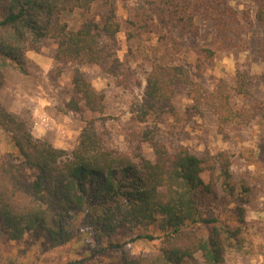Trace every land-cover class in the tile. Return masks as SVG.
<instances>
[{
    "label": "trees",
    "instance_id": "1",
    "mask_svg": "<svg viewBox=\"0 0 264 264\" xmlns=\"http://www.w3.org/2000/svg\"><path fill=\"white\" fill-rule=\"evenodd\" d=\"M100 1L0 0V93L11 71L29 75L27 53L38 52L42 41L50 39L57 46V76L66 69L72 72L73 96L60 111L82 113L84 108L104 114V95L82 71L110 57L100 39L113 40L121 31L114 10L104 20L92 14ZM233 1L146 0L148 9L138 14L134 25L150 35L171 25L198 37L200 23H213L218 35L227 38L240 21ZM254 2L255 18L264 26V0ZM73 13L84 17L75 28L65 20ZM203 52L208 59L215 54L212 49ZM151 61L140 122L171 105L177 87L188 86L192 106L187 114L210 111L224 129L241 124L242 113L231 100L232 93L249 96L251 77L246 72L238 70L236 86L230 91L223 83L213 91H202L192 84L184 65L169 63L165 56ZM33 128L29 112L15 113L0 103V132L11 150L0 149V237L5 242L19 243L31 233L45 237L50 248H61L74 239V221L80 218V229L93 237L89 245L93 255L125 253L127 243L117 240L121 231L140 230L137 240L162 242L159 255L135 260L126 256L125 264H189L197 255L205 264H224L228 254L246 251L251 187L235 179L226 154L200 158L187 149L171 154L144 133L155 158L135 161L129 154L109 149L94 122L87 123L70 153L36 138ZM206 172L208 182L203 179ZM226 200L235 203L227 212L233 219L229 222L217 211Z\"/></svg>",
    "mask_w": 264,
    "mask_h": 264
},
{
    "label": "rangeland",
    "instance_id": "2",
    "mask_svg": "<svg viewBox=\"0 0 264 264\" xmlns=\"http://www.w3.org/2000/svg\"><path fill=\"white\" fill-rule=\"evenodd\" d=\"M231 6L238 11L240 21L234 24L233 32L227 33V38L218 35L217 25L213 23H200L201 33L193 37L171 25L160 26L161 30L152 35L144 27L134 25L136 18L148 9L146 0H102L92 14L104 20L114 10L121 31L113 40L100 39L101 47L107 48L110 57L100 65H86L82 71L95 90L104 95V114H93L84 108L82 113L60 111L73 96L72 72L66 69L57 76L54 62L57 46L50 39L42 41L38 52L27 53L29 75L18 71L7 75L0 103L15 113L29 112L34 122V136L70 153L78 146L87 123L94 122L109 149L129 154L135 161L155 158L151 145L143 140L144 133L167 147L171 154L179 149H187L200 158L226 154L235 179L251 187V204L246 215L250 225L246 251L228 254L224 264H264V124H260V120L264 121V26L255 18L254 0H234ZM83 19V14L78 13L65 18L71 28L81 25ZM154 23L159 26L157 18ZM205 49H212L214 56L206 58ZM161 56L169 63L187 67L192 84L202 91H213L221 83L230 91L236 86L238 70L246 72L251 77L249 96L232 93L231 100L233 108L242 113L241 124L224 129L210 111L187 114L186 110L192 106L188 86L177 87L171 105H165L140 122L151 58ZM114 66H118L116 74ZM0 149L10 150L1 132ZM209 178L206 172L203 179L208 182ZM234 207L235 203L226 200L217 211L229 222L228 219H233L227 212ZM80 223V218L74 221V239L57 249L50 248L45 237L31 233L19 243H7L0 237V264L80 261L82 264H125L126 256L130 260L153 257L159 255L162 247L160 240H137L140 230L121 231L117 240L127 243L125 253L93 255L89 248L93 237L80 229ZM189 264L205 263L197 255Z\"/></svg>",
    "mask_w": 264,
    "mask_h": 264
}]
</instances>
